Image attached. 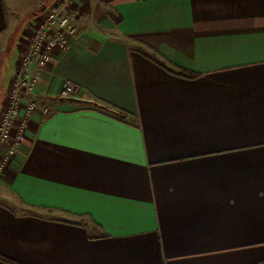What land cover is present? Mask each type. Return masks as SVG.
Instances as JSON below:
<instances>
[{"label":"crops","instance_id":"crops-1","mask_svg":"<svg viewBox=\"0 0 264 264\" xmlns=\"http://www.w3.org/2000/svg\"><path fill=\"white\" fill-rule=\"evenodd\" d=\"M55 1L0 0V111ZM72 21L32 68L28 97L54 112L0 148V255L264 264V0H74Z\"/></svg>","mask_w":264,"mask_h":264},{"label":"built area","instance_id":"built-area-1","mask_svg":"<svg viewBox=\"0 0 264 264\" xmlns=\"http://www.w3.org/2000/svg\"><path fill=\"white\" fill-rule=\"evenodd\" d=\"M73 2L74 0H56L52 3L41 18L32 24L27 42L18 54L7 89V103L0 111V148L7 146L5 157L13 154L22 141L30 114L37 110L47 117L54 112L51 106L37 105L28 97L34 85L32 68H40L49 63L53 48H67L68 38L74 32ZM77 89L76 83L65 80L59 95L66 97Z\"/></svg>","mask_w":264,"mask_h":264},{"label":"trees","instance_id":"trees-1","mask_svg":"<svg viewBox=\"0 0 264 264\" xmlns=\"http://www.w3.org/2000/svg\"><path fill=\"white\" fill-rule=\"evenodd\" d=\"M163 67H165L167 70L172 71L174 73H176L179 76L185 77V78H194L197 77L199 74L197 73H193L184 69H180L178 67H175L174 65H172L169 61H167L166 59H163V61L160 63ZM0 259L7 261L11 264H16L15 262L8 260L6 258H4L3 256L0 255Z\"/></svg>","mask_w":264,"mask_h":264}]
</instances>
